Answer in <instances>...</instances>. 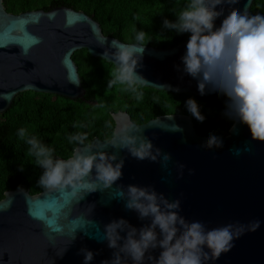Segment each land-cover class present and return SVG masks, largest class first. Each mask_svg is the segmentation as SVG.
<instances>
[{"label":"water","instance_id":"95a60500","mask_svg":"<svg viewBox=\"0 0 264 264\" xmlns=\"http://www.w3.org/2000/svg\"><path fill=\"white\" fill-rule=\"evenodd\" d=\"M252 2L239 0L231 11H249ZM113 39L132 43L104 35L99 23L82 10L56 5L14 14L0 0V113L9 108L15 95L27 90L84 100L85 89L72 54L85 48L92 57L101 58L105 49L111 51ZM187 40L170 47L144 46L136 71L148 82L145 87L171 91L165 88L171 85L213 105H226L222 94L199 95L197 81L181 71ZM112 118L115 125L108 140L94 136L86 146L75 148L123 159L121 178L109 188L101 186L76 196L59 188L35 194L24 188L4 191L0 264H83L81 249L93 252L91 264H101L113 251L104 240L106 224L121 217L137 228L147 223L127 210L117 195L118 186L129 184L150 185L169 201L178 199L179 214L187 222L201 221L208 228L245 225L234 247L214 264H264V142L251 140L246 126L232 122L225 134L216 135L220 147L205 148L207 135L196 132L187 114H163L135 123L128 113L117 111ZM124 124L129 125L130 134L150 140L161 156L156 161L138 160L112 147L109 141ZM164 154L170 159L164 161ZM256 220L260 227L248 230Z\"/></svg>","mask_w":264,"mask_h":264},{"label":"clouds","instance_id":"9594fccd","mask_svg":"<svg viewBox=\"0 0 264 264\" xmlns=\"http://www.w3.org/2000/svg\"><path fill=\"white\" fill-rule=\"evenodd\" d=\"M238 3L239 0H184L183 6L173 12L174 20L163 19L162 28L189 34L180 58L181 71L197 81V93L226 96L224 115L235 124L246 126L251 140L264 142V15H253L248 8L231 11ZM221 16L223 19L216 26L215 21ZM133 32L134 42L113 39L109 45L111 51L105 49L101 60L114 65L106 86H122L139 101L143 98L140 88L148 85L136 71L147 44V33L135 28ZM165 88L179 91L171 85ZM185 107L197 123H203L204 117L195 99L188 98ZM16 135L27 145V155L34 158L33 165L42 169L37 183L43 188L69 189L72 196L84 195L101 186L109 188L122 176L124 161H118L115 154L84 153L74 148L67 159H62L26 128H19ZM67 139L69 144L86 146L88 136L78 132ZM109 143L138 160L156 161L161 156L150 140L140 134H130L127 124L116 129ZM220 146V139L209 133L203 147ZM169 159L168 154L163 155L164 161ZM117 195L127 210L134 211L139 220L147 223L137 228L121 217L106 224L104 240L113 251L101 264H127V261L131 264H208L212 261L214 264L234 247V240L245 231L246 226L238 222L216 228H208L201 221L187 222L179 214L180 201H169L150 185L118 186ZM259 227V220L252 221L248 230ZM81 253L83 264H91L93 252L81 249Z\"/></svg>","mask_w":264,"mask_h":264},{"label":"trees","instance_id":"16d2710c","mask_svg":"<svg viewBox=\"0 0 264 264\" xmlns=\"http://www.w3.org/2000/svg\"><path fill=\"white\" fill-rule=\"evenodd\" d=\"M3 3L11 13L48 10L56 5L82 10L99 23L104 35L123 42H134V28L147 33L145 43L152 47H170L189 36L162 28L163 19L174 20L173 12L183 6L184 0H3ZM249 12L264 15V0H253ZM72 58L85 89L84 100L27 90L15 95L9 108L0 113V199L9 189L24 188L31 194L45 189L37 183L42 169L33 165L34 158L27 155V145L16 135L21 127L51 146L56 157L66 159L77 146L68 143L69 135L85 133L86 144L94 136L108 140L115 125L112 113L117 111H125L135 123L163 114L191 117L185 101L193 98L204 117L203 123L191 117L198 134L223 135L233 122L224 115L226 105H213L185 92L143 86L140 88L143 98L138 101L134 93L122 86H106L114 65L92 57L85 48L74 51ZM216 115L218 118L214 119Z\"/></svg>","mask_w":264,"mask_h":264},{"label":"flooded vegetation","instance_id":"af4514ba","mask_svg":"<svg viewBox=\"0 0 264 264\" xmlns=\"http://www.w3.org/2000/svg\"><path fill=\"white\" fill-rule=\"evenodd\" d=\"M3 5H4V3H3ZM4 8H5V6H4ZM6 9V8H5ZM32 10V9H31ZM41 10H45V9H41ZM7 11V10H6ZM27 11V10H26ZM9 12V11H8ZM22 12H24V11H22ZM11 13V12H10ZM20 13V12H19ZM14 14H16V13H14ZM125 112V111H124Z\"/></svg>","mask_w":264,"mask_h":264},{"label":"snow or ice","instance_id":"6c2138e0","mask_svg":"<svg viewBox=\"0 0 264 264\" xmlns=\"http://www.w3.org/2000/svg\"><path fill=\"white\" fill-rule=\"evenodd\" d=\"M52 195H53V196H58V195H56V193H52Z\"/></svg>","mask_w":264,"mask_h":264},{"label":"rangeland","instance_id":"374dc122","mask_svg":"<svg viewBox=\"0 0 264 264\" xmlns=\"http://www.w3.org/2000/svg\"><path fill=\"white\" fill-rule=\"evenodd\" d=\"M218 118V116L216 115L215 117H214V119H217Z\"/></svg>","mask_w":264,"mask_h":264}]
</instances>
